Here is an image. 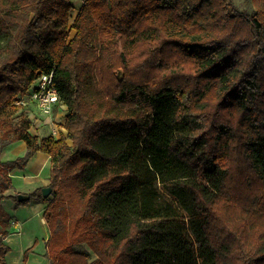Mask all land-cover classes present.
<instances>
[{"label": "trees", "instance_id": "1", "mask_svg": "<svg viewBox=\"0 0 264 264\" xmlns=\"http://www.w3.org/2000/svg\"><path fill=\"white\" fill-rule=\"evenodd\" d=\"M251 1L85 0L72 19L73 0H0V154L27 145L0 160V264L11 172L39 151L52 193L13 199L47 203L50 264H264V0ZM52 72L61 137L17 103Z\"/></svg>", "mask_w": 264, "mask_h": 264}, {"label": "crops", "instance_id": "2", "mask_svg": "<svg viewBox=\"0 0 264 264\" xmlns=\"http://www.w3.org/2000/svg\"><path fill=\"white\" fill-rule=\"evenodd\" d=\"M40 132L47 135L50 127H43ZM26 152V143L18 141L3 149L0 160H14ZM51 169V156L39 151L29 159L25 169L16 168L11 172L13 188L6 192L9 197L2 201L11 216L10 234L5 239L10 248L6 255L8 264H50L47 256L50 231L44 217L47 203L34 198L17 206L13 195L26 193L31 196L34 192H43L44 187L50 186Z\"/></svg>", "mask_w": 264, "mask_h": 264}, {"label": "built area", "instance_id": "3", "mask_svg": "<svg viewBox=\"0 0 264 264\" xmlns=\"http://www.w3.org/2000/svg\"><path fill=\"white\" fill-rule=\"evenodd\" d=\"M17 103L24 107L30 106L29 114L33 121L32 128L34 132L41 133L40 129L48 125L51 133L55 136L61 137L63 134H66L64 125L66 122L67 106L60 100L53 72L40 75L28 96L22 98ZM57 110H59L61 113L59 115H62L63 119L58 118L59 115L55 116Z\"/></svg>", "mask_w": 264, "mask_h": 264}, {"label": "rangeland", "instance_id": "4", "mask_svg": "<svg viewBox=\"0 0 264 264\" xmlns=\"http://www.w3.org/2000/svg\"><path fill=\"white\" fill-rule=\"evenodd\" d=\"M73 1L76 4L77 8L73 11L72 19H74V16L77 15V13L79 11V6L81 5L80 3H82L85 0H73ZM234 4L236 5L237 9H239V10H245L247 12H250V11H252L254 9V4L252 3L251 0H234ZM74 33H75V31L71 30V37L74 35ZM22 107H24V106H22ZM29 107L30 106L24 107L25 108L24 110L27 111V112H30V110H29L30 108ZM59 113H60L59 110H57L56 113H55V116L56 115L58 116ZM58 118L63 119L62 115H59ZM16 120H19L18 117H16ZM47 126L48 125H45L44 127H47ZM50 131H51V129H50ZM65 133L67 134V129H66ZM86 247L87 246H82L81 249H84ZM94 257H95V254L92 255V258H94Z\"/></svg>", "mask_w": 264, "mask_h": 264}, {"label": "water", "instance_id": "5", "mask_svg": "<svg viewBox=\"0 0 264 264\" xmlns=\"http://www.w3.org/2000/svg\"><path fill=\"white\" fill-rule=\"evenodd\" d=\"M53 191V188L51 186H46L43 188V194L45 197L49 196ZM31 196L29 194H26V193H19L18 194V199L20 201H23V200H26V199H29Z\"/></svg>", "mask_w": 264, "mask_h": 264}]
</instances>
